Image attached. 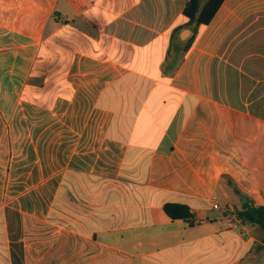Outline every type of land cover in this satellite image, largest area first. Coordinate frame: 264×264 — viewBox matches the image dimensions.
Masks as SVG:
<instances>
[{
    "label": "crops",
    "instance_id": "obj_1",
    "mask_svg": "<svg viewBox=\"0 0 264 264\" xmlns=\"http://www.w3.org/2000/svg\"><path fill=\"white\" fill-rule=\"evenodd\" d=\"M188 1L0 0V264H264L233 189L264 206V0H224L166 73Z\"/></svg>",
    "mask_w": 264,
    "mask_h": 264
},
{
    "label": "trees",
    "instance_id": "obj_2",
    "mask_svg": "<svg viewBox=\"0 0 264 264\" xmlns=\"http://www.w3.org/2000/svg\"><path fill=\"white\" fill-rule=\"evenodd\" d=\"M224 0H189L182 12L181 20L183 21V25H180L177 29H175L172 33L171 42L168 49V60L165 65L164 72L168 73L171 70H174L176 62L178 65L181 64L184 55L190 49L192 44L195 42L197 28L207 26ZM183 27H190L193 30V35L189 38L185 45H178L175 43V35L178 30ZM172 57V60L169 58ZM213 81H214V90H217L218 84L226 85L228 92H238L240 90L239 81H243V85L246 83L247 86H243V91H247L251 86L252 81L250 77L246 74L241 73L239 69L235 67H228L223 71L222 68L217 69L215 66L212 69ZM173 92L177 93L179 99L184 97V93L180 90L172 89ZM246 93V92H245ZM190 99H192L190 97ZM251 98H248V102H251ZM197 99H193V106H195ZM230 105L240 107L239 100H229ZM187 105V102H185ZM187 107V106H186ZM191 109H188L190 112ZM234 192L237 195H241V208L236 211L237 216L243 220H246L253 224H258L264 231V206H255L250 199L243 195L242 192L234 186ZM243 197H246L243 200ZM164 212L166 215L172 220H186L192 223L194 219V214L191 211L190 207L181 204V203H166L164 205Z\"/></svg>",
    "mask_w": 264,
    "mask_h": 264
},
{
    "label": "water",
    "instance_id": "obj_3",
    "mask_svg": "<svg viewBox=\"0 0 264 264\" xmlns=\"http://www.w3.org/2000/svg\"><path fill=\"white\" fill-rule=\"evenodd\" d=\"M193 35V31L189 28H184L177 33L176 43L178 45H185L189 38ZM245 199V197H243Z\"/></svg>",
    "mask_w": 264,
    "mask_h": 264
},
{
    "label": "rangeland",
    "instance_id": "obj_4",
    "mask_svg": "<svg viewBox=\"0 0 264 264\" xmlns=\"http://www.w3.org/2000/svg\"><path fill=\"white\" fill-rule=\"evenodd\" d=\"M264 42V36L261 35V37H259V41L256 42L255 44H252L253 47H260L262 45V43ZM137 263V262H134V264Z\"/></svg>",
    "mask_w": 264,
    "mask_h": 264
},
{
    "label": "built area",
    "instance_id": "obj_5",
    "mask_svg": "<svg viewBox=\"0 0 264 264\" xmlns=\"http://www.w3.org/2000/svg\"><path fill=\"white\" fill-rule=\"evenodd\" d=\"M214 208L218 209L219 207L217 205L214 206ZM225 212H228L229 209L226 207V209H224Z\"/></svg>",
    "mask_w": 264,
    "mask_h": 264
}]
</instances>
